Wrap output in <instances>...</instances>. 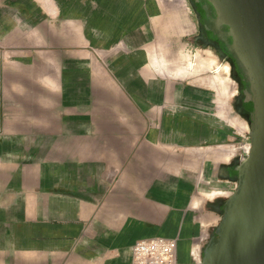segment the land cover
Segmentation results:
<instances>
[{
  "label": "crops",
  "instance_id": "obj_1",
  "mask_svg": "<svg viewBox=\"0 0 264 264\" xmlns=\"http://www.w3.org/2000/svg\"><path fill=\"white\" fill-rule=\"evenodd\" d=\"M124 2L0 0V264H131L151 235H177L190 264L220 219L208 196L232 186L231 157L185 144L194 130L144 59L116 68L134 99L67 95L90 51L66 41L85 44L96 18L105 38L121 30Z\"/></svg>",
  "mask_w": 264,
  "mask_h": 264
},
{
  "label": "rangeland",
  "instance_id": "obj_2",
  "mask_svg": "<svg viewBox=\"0 0 264 264\" xmlns=\"http://www.w3.org/2000/svg\"><path fill=\"white\" fill-rule=\"evenodd\" d=\"M124 1L129 5L123 9L121 30L116 33L108 32L110 35L105 38L96 18L84 29L85 34L90 35L85 44L76 40H73L74 44L71 40L66 41L68 49L75 50L76 53L84 48L90 51V66L85 76L84 72H75L79 85H70L67 95L90 99H134L116 68L120 60H124L125 65H130L137 56L140 60L144 59L141 66H136L140 77L154 80L162 78L165 83L164 90L161 88V91L168 99L164 104L170 107L171 116L185 119L187 126L194 130L193 134L196 136L187 139L185 144L204 151L225 153L231 157L229 164L223 165L220 171L223 176L226 174L231 179L232 186L213 191L208 196L212 207L209 210L217 208L220 219L210 228L203 246L190 249V264H201L203 250L220 223L225 203L238 186L237 166L248 155L251 144V114L243 116L234 107L238 88L229 64L209 47L193 41L196 22L189 0ZM83 10L76 9L81 16L77 18H82ZM128 11L132 13H126ZM80 26V23L76 24V33L82 30L79 29ZM64 58L82 60L77 56ZM149 63L157 68L162 67L163 74L150 68ZM180 67L188 70L185 76L172 77L166 73L167 69L177 70ZM62 68L63 65L60 69ZM221 77L225 78V82H218ZM169 84L171 86L168 87ZM244 92L247 96V88ZM223 148L229 150L224 152ZM172 237L178 240L177 235ZM177 264L184 263H180L178 258Z\"/></svg>",
  "mask_w": 264,
  "mask_h": 264
},
{
  "label": "water",
  "instance_id": "obj_3",
  "mask_svg": "<svg viewBox=\"0 0 264 264\" xmlns=\"http://www.w3.org/2000/svg\"><path fill=\"white\" fill-rule=\"evenodd\" d=\"M227 27L231 55L252 102L251 147L237 166L238 186L228 197L220 223L203 250L201 264H264V0H199Z\"/></svg>",
  "mask_w": 264,
  "mask_h": 264
},
{
  "label": "flooded vegetation",
  "instance_id": "obj_4",
  "mask_svg": "<svg viewBox=\"0 0 264 264\" xmlns=\"http://www.w3.org/2000/svg\"><path fill=\"white\" fill-rule=\"evenodd\" d=\"M195 13V26L196 33L193 41L199 42L212 49L219 57L225 60L232 70V75L237 82V99L235 101V109L243 116L250 115L252 112V102L248 95L246 96L244 90L247 88V83L244 81V75L240 71L235 58L228 50L227 44L231 41L230 37L226 34L227 27L221 26L216 29L209 21L208 16H213V8L210 3L203 9V3L199 0H189ZM249 99V100H248ZM248 100V101H247Z\"/></svg>",
  "mask_w": 264,
  "mask_h": 264
},
{
  "label": "built area",
  "instance_id": "obj_5",
  "mask_svg": "<svg viewBox=\"0 0 264 264\" xmlns=\"http://www.w3.org/2000/svg\"><path fill=\"white\" fill-rule=\"evenodd\" d=\"M177 239L151 235L137 239L132 245L131 264H177Z\"/></svg>",
  "mask_w": 264,
  "mask_h": 264
},
{
  "label": "bare ground",
  "instance_id": "obj_6",
  "mask_svg": "<svg viewBox=\"0 0 264 264\" xmlns=\"http://www.w3.org/2000/svg\"><path fill=\"white\" fill-rule=\"evenodd\" d=\"M132 13V11H128V12H126V13ZM225 66V65H224ZM225 69L226 70H229L228 69V67L227 66H225ZM187 72H188V70L186 69V68H183L182 69V67H180L179 69H177V70H170V69H167V74L169 75V76H172V77H177V76H185L186 74H187ZM218 82H225V78L224 77H221V78H218ZM250 147H251V145H250ZM250 147H248V150L250 149Z\"/></svg>",
  "mask_w": 264,
  "mask_h": 264
}]
</instances>
